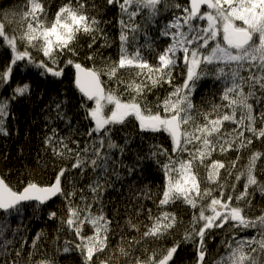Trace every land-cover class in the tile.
<instances>
[{
    "label": "snow or ice",
    "instance_id": "snow-or-ice-1",
    "mask_svg": "<svg viewBox=\"0 0 264 264\" xmlns=\"http://www.w3.org/2000/svg\"><path fill=\"white\" fill-rule=\"evenodd\" d=\"M97 7L94 0H61L53 11L51 0H22L12 9H0V46L12 54L0 71V85L10 83L18 63L40 69L43 77L56 78L71 67L75 86L84 98V118L90 121L84 135L91 140L81 148L79 140L51 129L44 138L45 150L70 165L60 166L50 183L28 179L17 187L7 173L0 174V214H4L0 237L8 230L12 214L20 215L26 205L46 206L60 198L64 201L62 214L50 211L48 218L59 222L58 232L66 227L74 235L76 241L65 240L62 252H78L82 264H175L178 250L186 243L195 249L196 264H205L207 241L220 230L226 236L221 243L227 254L216 264H264V209L257 216L249 214L256 193L264 197V182L257 172L258 167L264 170V151H252L247 163L238 167L245 150L256 141L264 142V0H187L184 4L176 0H105L104 7L118 9L115 60L100 51L113 41L102 26L111 21L98 19ZM170 8L177 11L159 32L169 43L158 50L148 27ZM137 17L141 19L137 21ZM82 36L89 38V51L83 57L90 62L87 66L79 59ZM99 40H103L100 49L93 50ZM124 74H128L127 80ZM177 77L182 78L181 83L176 82ZM206 78L219 81L221 89L219 102L207 98L205 109L194 102V94ZM164 85L170 90L163 98L147 99L153 89ZM31 92L29 83H20L11 96L0 98V134L8 135L5 122L12 103ZM65 105L66 101L55 103L60 119L66 118ZM130 118L142 133L167 134L171 152L154 144L147 154L125 163L130 137L119 144L112 133ZM229 152L236 153L235 159L214 156ZM145 160L154 161L164 174L157 212L153 214L143 203L152 199L145 186L142 196L133 198V205H125L127 219L121 226L119 209L111 217L105 212L102 193L111 186L110 176L121 179V170L131 176ZM88 167L99 173L87 186L91 199L66 175L73 170L83 173ZM178 202L192 210L182 238L173 239L171 246L149 249L150 242L173 237L184 224L170 210ZM145 212L147 223L140 219ZM86 226L91 234L85 232ZM248 229H254L255 235L239 236ZM41 235L36 234L26 254L24 247L29 242L21 237L15 259H5L4 264H21L25 259L26 264H56L54 258L43 256L38 245ZM117 236L113 247L111 240ZM10 243L0 244V255L8 256ZM57 251L61 249L57 247Z\"/></svg>",
    "mask_w": 264,
    "mask_h": 264
},
{
    "label": "trees",
    "instance_id": "trees-1",
    "mask_svg": "<svg viewBox=\"0 0 264 264\" xmlns=\"http://www.w3.org/2000/svg\"><path fill=\"white\" fill-rule=\"evenodd\" d=\"M60 2L61 0H51L53 11L55 10L56 5ZM94 2L98 6L97 11L99 14L97 18L102 22L111 21L106 25L102 24V26L106 27V29L108 28V30L115 28L119 29L117 24L118 9L115 7H104L105 0H94ZM176 2L184 4L187 2V0H176ZM21 3L22 0H0V9H4V5H9V9H11ZM176 11L177 10L171 8L168 11H162V14L168 13L169 16L164 18L161 14L159 17H157L155 25H149L148 27V34L156 42V47L158 50L166 47V45L169 43L166 38L159 35L160 28L166 20H169L173 16V13ZM140 19L141 17H137V21ZM159 37H161L160 39H162V42L157 41V38ZM80 39L83 40V42L80 43L83 50L80 58H83L84 54L89 51L87 48L89 38L87 36H82ZM115 40L118 42V36L115 37ZM101 43H103V40H99L96 45H100ZM140 43H144L143 35L140 36ZM95 49H100V47L94 48L93 50ZM118 49V46L112 44L111 47L100 49V51L105 58L111 57L113 60H115L118 58ZM0 53L3 55L5 53L8 58L11 59L12 54L10 55L6 51V47L0 46ZM39 58L42 57H38V59ZM149 59L151 60L152 57H149ZM25 69L34 73L36 76L47 80L45 81L46 83L51 80L50 82L53 85H45L47 93L42 91L34 92L33 90L35 97L17 99L12 103L11 114L9 116L17 112L21 113L23 117L18 120H15L14 117H10V121L6 120L5 124L8 135L0 134V172L7 173V175L13 177L15 179L14 182L19 183L18 185H20L22 181L26 182L28 179L39 181L42 184H47L53 180L59 167L70 165V161H62V164H56L54 163L55 158H53L51 151L45 150L42 131L45 129L49 130V128L55 126L57 122L51 120L46 123V126H44L42 122L39 123L38 116L36 115L38 114V111L41 110V106L45 104L49 108L55 109V103L57 101H62L60 99L61 91H64L68 95L71 105L66 104L68 107H64V113L71 115L74 120L76 119L77 132H73L68 129L59 133V135L71 137L72 140H79L81 148L85 146L86 142H91L90 138L84 135V133H86L90 127V121L84 118V109L81 108V104L84 103V98L74 84L73 73H65V75L60 78L51 76L43 77L40 75V69L34 68L30 65L25 67ZM67 69H65V71ZM69 69L73 71L71 67H69ZM124 78L127 80L128 74H124ZM105 79L107 78L105 77ZM176 82L181 83L182 78L177 77ZM22 83L29 82L23 80ZM112 86L114 87L115 85ZM39 87L40 86H38V88ZM220 89L221 85L219 81H215L211 78L203 79L197 86L196 92L194 94V102L197 104H202L206 109L208 107V105L205 103L207 98L214 97L216 102H219ZM169 90L170 89L167 85H164L163 88L153 89L148 95L147 99L154 102L157 96L163 98V96H165ZM46 95H51V97H53L56 101L52 102L46 100ZM89 104H91V102H89ZM79 124L86 125V130H82L79 127ZM228 126L229 125L226 124V127ZM232 127H234V125H232ZM116 128L118 129L117 134L112 137L113 139L118 140L119 144H123L126 137H130L131 140L129 144L130 151L126 152L124 157L125 163H132L137 155L143 156L147 154L150 146L154 144L162 145L164 148L168 149L169 152H171V141L167 134L142 133L139 130L136 121L132 120L131 118L126 125H118ZM16 129L18 130L15 131ZM121 135L122 138L120 139ZM70 146L75 147V145ZM252 151H264V142L256 141L250 146L249 149L245 150L241 154V160L238 167L247 163V158ZM113 155L119 159L117 153L114 152ZM6 156L8 157L9 161L13 163L12 167L8 165V159ZM214 156L215 158L225 161L235 159L236 157L233 152H229L226 155L214 154ZM160 159L162 162L164 161L163 157ZM53 165H55V167H53ZM121 172L123 180L117 179L115 176H110L109 179L111 181V186H106V190L102 193L104 210L108 216L111 217L114 213V210L119 209L120 215L117 216V219L120 221L121 226H123L125 219H127L125 205H133V198L142 196L141 190L144 189L145 186H147V188L150 190L152 199L144 200L143 203L146 208H151L153 210V214H156V203L160 198L159 193L165 182L164 174L160 167L154 161L145 160L142 168L139 171L134 172L131 176H128L123 170H121ZM257 172L258 179L264 182V170H261L258 167ZM98 174L99 173H94L91 167H88L83 171V173H81L79 170H73L70 174L66 175L69 181L74 182L77 190L84 189V194L91 199L92 194L87 190V186L91 184L94 179H96ZM201 174L203 175V170H201ZM101 183H104V181L101 180ZM242 183L243 181H241V184ZM239 187L240 185H238V188ZM76 203H79V191L76 198ZM252 205L253 206L249 214L252 216L260 215L261 210L264 209V197H262L259 192L256 193L252 201ZM27 207L31 208L36 213V215H34L32 218L39 224L36 229L31 230L33 233L31 237L27 236L28 230L27 232H22L19 234L17 232V224L20 228H24L28 224V221L22 218V215L25 213ZM63 209L64 201L60 198H57L54 201L48 203L46 206L36 207L33 205H26L20 215L12 214L7 220L9 226L8 230L5 231L3 237H0V244H4L6 241H11V243L7 246L8 256L5 257L0 255V264H4L5 259H15V250L19 249L21 246V237L27 239L29 242V244L25 245L24 247V252L26 254L27 252L31 251L30 244L33 240V237L36 236L37 233H47V236H50V230H52V232H58V229H60L61 226L58 221H48V212L57 211L58 214H62ZM170 210L175 211L178 218L182 219L184 224L178 226L173 237H170L159 243L150 242L148 244L149 249L158 248L161 245L171 246L173 239L180 240L182 238L183 234L179 236L178 232L180 229L184 230V227L191 220L192 210L188 206L180 204L179 202ZM93 211H95V207ZM3 216L4 214H0V222H2ZM146 216L147 213L145 212L144 215L140 217V219L144 220L145 223H147ZM45 227L49 228L48 232L43 230ZM141 231H143V227L141 228ZM85 232L91 234V230L88 229V226L85 227ZM251 235H255L254 229H248L239 233V236L241 237ZM58 236L59 240L57 241V236L50 237L49 239L48 237L41 235L42 239H40L38 245L41 247L43 256L54 258L56 264H82V257L78 252L74 251L76 252V255L74 256L71 254L72 251L69 253L62 252V247L65 240L76 241L74 235L65 227L62 231L58 232ZM225 238L226 236L224 231L220 230L215 233L214 239H209L207 241L208 255L205 258V264H216V261L227 254L226 248L221 243V241ZM118 239L119 237L117 236L111 240L113 247H115V245L118 243ZM57 247H59L61 251L58 252ZM136 254L141 255L139 251H137ZM73 258H76L74 260L75 263ZM21 264H26V259L22 260ZM121 264H123V261ZM175 264H196V253L192 244L186 243L181 245L175 257Z\"/></svg>",
    "mask_w": 264,
    "mask_h": 264
},
{
    "label": "bare ground",
    "instance_id": "bare-ground-1",
    "mask_svg": "<svg viewBox=\"0 0 264 264\" xmlns=\"http://www.w3.org/2000/svg\"><path fill=\"white\" fill-rule=\"evenodd\" d=\"M3 8L4 9H9V5L8 6L4 5ZM104 30H105V33L111 38V40H115V37L116 36H119V29L118 28H115V29H112V30H108V28L106 29V27H104ZM160 38L161 37L157 38V41L158 42H162V39H160ZM115 41H113L112 44H115L116 46L119 47V40H118V42L117 41L115 42ZM81 42H83V40L80 39V43ZM97 47H100V45L98 44V45H95L94 46V48H97ZM6 51L11 55V51L7 47H6ZM82 52H83V50L81 51V53ZM34 55H36V53H34ZM79 59L81 60L82 63H85L86 66L90 63V62L84 60L83 58H79ZM10 60L11 59L8 58V56L5 53H4V55L0 53V71H2L8 65V63L10 62ZM98 64H99V61H98ZM28 66L29 65L26 66L23 63H18V65L13 68L12 78H15V79H11V81H10L9 84L0 85V98L9 97L8 95H11L12 94V89L17 84L22 83L23 80L28 81L31 84V86H32V88H31L32 89V92H31V95L28 96V98L35 97L34 94H33L35 91H42L44 93H47L46 92L45 85L47 84L49 86H52L53 84L50 82L51 80H49L46 83L45 81H47V80H44L41 77L36 76L34 73L30 72L29 70H26L25 67H28ZM65 73L66 74L73 73V76H74V69L72 71V70H70L68 68L65 71ZM38 86H40V87L38 88ZM33 90H34V92H33ZM77 90H78V88H77ZM60 99L62 101H66V104L71 105V101H70L68 95L64 91H61ZM46 100H49V101H52V102H55L56 101L53 97H51V95L50 96L49 95H46ZM65 106H67V105H65ZM36 116H38L39 123L42 122L44 126H46V123H48L51 120L57 122V124L55 126H52L51 128H49V130L48 129H45V130L42 131L43 132L42 133V136L44 138H45L46 135L50 134L52 128H56L57 131H58V133H61V132L65 131V130H68V129L71 130V131H73V132H77V126H76V122L77 121H76V119L74 120L71 115H68L66 113H65V117L66 118L65 119H60V118L57 117V114H56L55 109H51L48 106H46L45 104L41 106V110L38 111V114ZM10 117H14L15 120H18V119H21L23 117V115L21 113L15 112L11 116H9L7 120L10 121ZM69 121H70V123H69ZM5 124H6V122H5ZM27 124H28V122H27ZM79 127L82 130H84V131L87 128V126L86 125H83V124H81V125L79 124ZM17 130L18 129H16L15 131H17ZM117 131H118V129L115 128L113 130V133H112L113 135L112 136H114L115 134H117ZM121 138H122V135H121L120 139ZM115 141L118 143V140H115ZM233 153L236 155L235 152H233ZM7 159H8V157H7ZM54 163H56V164H62V161L61 160L54 159ZM8 165H10L11 167L13 165V163H11L9 161V159H8ZM0 174H4V173H1L0 172ZM8 179L10 180V182L13 185H16L17 187L21 186V184L18 185L19 184L18 182H14L15 179L13 177H11V176L8 175ZM121 180H123V179L121 178ZM36 182H39V181H36ZM39 183H41V182H39ZM55 199H57V198H54L52 201H54ZM52 201H49L48 203H50ZM34 215H36V213L31 208H28L27 207L26 210H25V213L22 215V218L24 220L28 221V224H27L28 226L26 225L24 228H20L19 225L17 224V229H19V231H17L18 234L19 233H22V232H27V230H28L27 236L28 237H31V235H33V233H32L31 230L36 229L38 227V225H39L36 221L33 220L32 217ZM48 221L53 222L54 220H50L48 218ZM88 229L91 230L90 226H88ZM43 230H45V232H48L49 231V228L48 227H45ZM49 232H50L49 234H51L50 236L49 235L47 236V233L46 234H42V235H44L45 237H48L49 239H50V237H56V236H58V232H52V230H50ZM183 232H184V230L180 229L179 232H178V235L179 236L182 235ZM71 254H72V256H74V255H76V252L72 251ZM75 259L76 258H73V261ZM74 263H75V261H74Z\"/></svg>",
    "mask_w": 264,
    "mask_h": 264
},
{
    "label": "rangeland",
    "instance_id": "rangeland-1",
    "mask_svg": "<svg viewBox=\"0 0 264 264\" xmlns=\"http://www.w3.org/2000/svg\"><path fill=\"white\" fill-rule=\"evenodd\" d=\"M162 16L164 17V18H167L168 16H169V14L168 13H164V14H162ZM168 22V20H166L165 22H164V24H166Z\"/></svg>",
    "mask_w": 264,
    "mask_h": 264
}]
</instances>
